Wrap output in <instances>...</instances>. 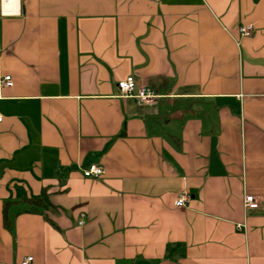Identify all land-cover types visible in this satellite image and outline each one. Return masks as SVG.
I'll return each mask as SVG.
<instances>
[{"label":"crops","instance_id":"crops-1","mask_svg":"<svg viewBox=\"0 0 264 264\" xmlns=\"http://www.w3.org/2000/svg\"><path fill=\"white\" fill-rule=\"evenodd\" d=\"M5 75L0 264H264V0H0Z\"/></svg>","mask_w":264,"mask_h":264},{"label":"built area","instance_id":"built-area-1","mask_svg":"<svg viewBox=\"0 0 264 264\" xmlns=\"http://www.w3.org/2000/svg\"><path fill=\"white\" fill-rule=\"evenodd\" d=\"M253 25H242L239 29L242 36H251L253 34ZM1 85H12V79L10 75H5L0 80ZM120 95L123 97H135L141 103H150L154 102L159 95H157L152 89L145 86H138L134 76L130 75L124 79H121L117 83ZM3 115L0 113V121H2ZM83 175L88 178L99 177L104 173V168L102 165L91 164L88 167L83 168ZM189 193L187 188L180 193L176 200L175 204L178 207L185 206L189 200ZM260 204V197L258 195L248 194L244 195V206L246 208H256ZM85 215L82 214V218L79 221V224L82 225L85 223ZM33 257H26L20 264H29L32 261Z\"/></svg>","mask_w":264,"mask_h":264},{"label":"trees","instance_id":"trees-1","mask_svg":"<svg viewBox=\"0 0 264 264\" xmlns=\"http://www.w3.org/2000/svg\"><path fill=\"white\" fill-rule=\"evenodd\" d=\"M31 202H32L31 204L33 206L31 210H37L39 208H46V207L51 206L49 196L46 192H44L40 198H36V199L31 200ZM11 204H12L11 202H6L5 208H4V221H5V225L8 228H10L12 225V221H11L9 214H8V209H9V206Z\"/></svg>","mask_w":264,"mask_h":264}]
</instances>
